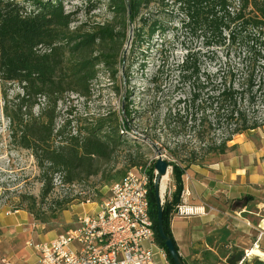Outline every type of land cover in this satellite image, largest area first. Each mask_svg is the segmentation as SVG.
I'll return each instance as SVG.
<instances>
[{"label":"trees","instance_id":"1","mask_svg":"<svg viewBox=\"0 0 264 264\" xmlns=\"http://www.w3.org/2000/svg\"><path fill=\"white\" fill-rule=\"evenodd\" d=\"M88 1L93 6L94 0ZM154 4L156 10L149 13ZM107 7L114 19H121L122 27L132 26L130 51L139 54L141 71L157 41L154 36L165 37L170 29L175 31L173 41L186 34L200 39L206 52L222 46L243 48L240 62L226 68H201L199 51L190 48L173 66L177 78L173 92L185 93V87L188 93L178 96L156 122L158 135L164 139L156 138L161 141L158 149L169 159L174 181L161 209L164 231L177 249L169 222L181 202L184 171L191 164H204L208 157L226 153L234 135L264 126V0H107ZM73 15L65 10L64 0H0V98H6L4 83L20 85L18 106L25 112L14 116L7 107L5 110L11 136L31 151L44 175L42 198L52 190L48 174L59 173L63 183H72L101 173L100 162L112 156L117 144L129 141L122 138L129 119L143 113L127 102L121 109L125 121L120 123L108 124L106 118H100L84 134L65 137L62 128L55 129L57 101L68 91L87 96L99 63L106 67L110 79L116 77L114 46L126 38V33L114 32L109 24L90 31L71 28ZM168 44L161 41L156 48L161 63L153 82L167 62ZM122 61L119 58L118 62ZM42 99L43 106L34 114L33 107ZM121 124L124 131L119 129ZM57 136L64 140L56 141ZM140 164L131 162L132 167ZM125 172L119 171L117 176L121 178ZM150 174L148 211L155 241L168 264H174L158 234L152 171ZM87 199L96 202L90 197L82 202ZM34 204V200L28 204L30 213H34ZM56 204L61 206L58 201Z\"/></svg>","mask_w":264,"mask_h":264},{"label":"rangeland","instance_id":"2","mask_svg":"<svg viewBox=\"0 0 264 264\" xmlns=\"http://www.w3.org/2000/svg\"><path fill=\"white\" fill-rule=\"evenodd\" d=\"M26 7L30 8L28 5ZM64 8L74 13L71 28L79 27L81 31H90L109 24L113 26L114 32L126 33V38L120 39L114 46L117 56L115 68L118 69L116 77L110 79L106 67L99 63L96 66L97 76L90 82L87 96L68 91L57 101L54 113L55 129L62 128L65 137L78 132L84 134L100 118H106L108 124L120 123L125 121L121 109L127 102H130L129 106L133 110L143 113L141 117L132 115L133 118L127 122L128 130L124 131L122 124L120 125L119 129L124 131L122 138L129 141L117 144L112 156L107 161L100 162L101 173L82 177L72 183H63L59 173L48 174L52 190L42 198L44 175L31 151L21 147L11 136L10 119L5 110L7 107V112H12L14 116L25 112L24 107L18 106L20 85L16 82L3 84L6 98H0V264L3 259L15 260L21 248L27 246L26 241L36 242L74 228L83 209L93 207L82 201L86 197L96 199L97 203L105 199L111 183L120 179L117 176L119 171L132 167L131 162H155L158 153H161L157 147L161 141L156 138V122H160L163 113L178 96L188 93L185 87V93L173 92L177 84L173 66L180 61L187 48L199 51L201 68L204 69L226 68L240 62L242 58L243 48L238 45L213 47L206 52L198 38L184 34L179 41H173L172 34L175 31L170 29L164 34L165 37L154 36L153 40L157 41L151 46L145 68L141 71L138 66L139 54L130 51L132 26L128 24L125 29L119 17L114 19L112 11L107 7V0H94L91 7L88 0H64ZM155 10L154 4L148 12ZM166 14L170 15L169 12ZM176 25V21H173L172 26ZM161 41L170 42L167 46L169 52L157 82H153L151 78L161 63L156 53ZM121 57L123 61L120 63L118 60ZM40 102L33 107L34 114L43 106V99ZM159 135L158 137L164 139V136ZM63 136H57L55 140H64ZM162 158L169 160L165 153H162ZM170 180L171 168L165 181L163 202L165 196L169 195ZM32 200L35 201L34 213L28 210V204ZM56 201L60 202V207ZM19 257L24 259L22 254Z\"/></svg>","mask_w":264,"mask_h":264},{"label":"crops","instance_id":"3","mask_svg":"<svg viewBox=\"0 0 264 264\" xmlns=\"http://www.w3.org/2000/svg\"><path fill=\"white\" fill-rule=\"evenodd\" d=\"M228 146L182 175L181 201L195 212L172 215L169 226L185 264H228L239 250L245 252L241 264H264V126L234 135ZM87 204L93 207L83 212L97 207V201ZM28 242L19 252L24 259H7L11 264H39ZM153 250L156 264H168L158 245Z\"/></svg>","mask_w":264,"mask_h":264},{"label":"built area","instance_id":"4","mask_svg":"<svg viewBox=\"0 0 264 264\" xmlns=\"http://www.w3.org/2000/svg\"><path fill=\"white\" fill-rule=\"evenodd\" d=\"M153 162L147 160L126 170L111 183L107 197L95 210L77 217L74 228L49 240L29 241L39 264H156L153 248L157 244L148 211L150 172L152 181L155 176ZM85 202L92 203L88 199ZM194 212L181 201L173 215ZM2 264L11 262L3 259Z\"/></svg>","mask_w":264,"mask_h":264},{"label":"water","instance_id":"5","mask_svg":"<svg viewBox=\"0 0 264 264\" xmlns=\"http://www.w3.org/2000/svg\"><path fill=\"white\" fill-rule=\"evenodd\" d=\"M171 166L169 165L168 161L164 160L162 158V154L159 152L158 156L154 162V170H155V176L152 181L153 183V189L155 192V199L157 202V230L159 237L164 241V245L172 258L174 264H184L182 259L180 258L177 249L174 247V244L170 237H168L164 231L163 221H162V197L160 193V184L162 177L165 175H168L169 169ZM245 252L243 250L237 251L235 254H233L228 260V264H236L237 262L242 260V257L244 256Z\"/></svg>","mask_w":264,"mask_h":264},{"label":"bare ground","instance_id":"6","mask_svg":"<svg viewBox=\"0 0 264 264\" xmlns=\"http://www.w3.org/2000/svg\"><path fill=\"white\" fill-rule=\"evenodd\" d=\"M167 179V175L163 176L162 177V180H161V184H160V193H161V197L163 196V192H164V189H165V181ZM262 256H264V253H261Z\"/></svg>","mask_w":264,"mask_h":264}]
</instances>
